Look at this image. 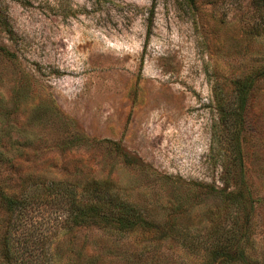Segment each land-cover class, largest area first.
<instances>
[{
    "label": "rangeland",
    "instance_id": "obj_1",
    "mask_svg": "<svg viewBox=\"0 0 264 264\" xmlns=\"http://www.w3.org/2000/svg\"><path fill=\"white\" fill-rule=\"evenodd\" d=\"M0 16V191L26 199L23 236L54 234L52 264H205L184 240L220 231L264 264V0H0ZM249 78L241 169L220 110ZM53 183L178 235L64 226ZM246 191L245 210L225 198ZM12 223L0 207V261Z\"/></svg>",
    "mask_w": 264,
    "mask_h": 264
},
{
    "label": "trees",
    "instance_id": "obj_2",
    "mask_svg": "<svg viewBox=\"0 0 264 264\" xmlns=\"http://www.w3.org/2000/svg\"><path fill=\"white\" fill-rule=\"evenodd\" d=\"M194 6V0H188ZM153 11V10H152ZM152 22V19H151ZM0 24L6 27L9 32V25L0 16ZM254 80L251 78L242 81L236 85V103L232 108L225 111L220 110L221 121L228 123L232 121L234 136L238 141H235V155L236 161L239 163L241 169L243 168V160L241 155V144L239 142V134L241 133V126L244 121V116L247 112L248 102L252 91ZM239 135V136H238ZM241 172V171H240ZM49 189L53 197V201L57 202L62 211L66 214L63 220L64 226L70 227H87V226H106L108 228H116L121 234H130L137 231L145 232L153 236V238H168L176 237L178 233L173 231V226L168 222L164 225H158L148 221L141 213L127 205L126 203L112 204V199L108 203H104L103 199L100 201L87 202L81 199L75 191L65 190L60 183H53L51 186L46 187ZM219 195V192H214ZM249 197V192L238 194V192H229L225 194L227 201L236 203L241 209H244L245 203ZM25 198H16L5 195L0 191V207L3 208L12 218L14 223L11 224L9 231L4 239L3 254L0 264H52L50 256H48L46 244L54 234L39 239L40 230L38 227L32 225L28 230V236H23L20 232L21 228L25 227L23 217L27 209ZM38 200L35 198L33 204ZM244 205V206H243ZM33 209V208H32ZM15 217L16 220H15ZM23 231V230H22ZM19 232V233H18ZM18 233L17 244L18 250L12 243L15 241L14 235ZM188 244V249L194 257H200L199 254L206 253L205 264H220V263H244L246 261L245 253L241 248V242H235L234 232L230 234L214 232L210 233L201 245L195 243L192 239L184 240ZM200 242V240L198 241ZM247 262V263H246Z\"/></svg>",
    "mask_w": 264,
    "mask_h": 264
}]
</instances>
